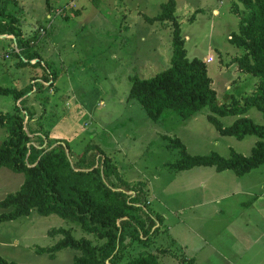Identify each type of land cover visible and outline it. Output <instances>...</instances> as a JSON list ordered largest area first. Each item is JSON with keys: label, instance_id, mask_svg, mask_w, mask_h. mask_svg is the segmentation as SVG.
Instances as JSON below:
<instances>
[{"label": "rangeland", "instance_id": "1", "mask_svg": "<svg viewBox=\"0 0 264 264\" xmlns=\"http://www.w3.org/2000/svg\"><path fill=\"white\" fill-rule=\"evenodd\" d=\"M168 1L78 0L80 12L63 19L74 1L56 6L45 18L46 0H17L26 33L38 20L49 31L40 33L43 61L36 67L18 66L13 54L15 37L0 35V87L27 89L40 75L36 87L43 83L46 88L38 93L35 87L26 97L31 108L36 105V118L44 115L41 121L51 137L67 143L74 156L97 146L125 181L146 184L147 210L160 216L162 224L168 215L169 229L161 226L151 246L135 244L129 250L133 256L145 249L157 253L160 264H264V163L244 175L217 172L213 167L178 170L176 164L185 156L174 142L178 139L185 146L187 157L217 154L229 159L234 153L250 157L258 137L240 140L222 135L209 120L213 114L209 107L188 120L167 111L154 121L138 101L129 98L134 78H153L171 65L174 23L151 22ZM174 1L187 57L204 60L211 55L214 59L206 64L218 103L244 104L259 84V78L243 74L233 63L244 54L231 42V36L240 31L234 9L239 6L243 12L244 5L238 0ZM58 7L64 15H55ZM44 72L53 73L55 82H44ZM20 102L12 94H0V113L11 112ZM240 117L264 125V115L256 107L243 115L218 119L230 127ZM7 135L0 127V146ZM23 182L24 174L0 169V216L12 211L4 204ZM222 196L227 198L218 201ZM172 210L184 216L187 225ZM62 229H70L75 238L94 240L77 224L33 211L0 222V259L13 264H73L78 251L63 249L54 257L49 252L62 239L60 234H51ZM210 229L217 231L215 238L207 236Z\"/></svg>", "mask_w": 264, "mask_h": 264}, {"label": "trees", "instance_id": "2", "mask_svg": "<svg viewBox=\"0 0 264 264\" xmlns=\"http://www.w3.org/2000/svg\"><path fill=\"white\" fill-rule=\"evenodd\" d=\"M52 1L46 0L48 9ZM238 1L245 11L241 12L239 6L234 9L240 19V31L231 36V42L243 49L244 54L233 63L241 72L259 78L256 91L244 104L220 105L207 64L201 59L187 57L185 40L174 17V0L163 4L162 14L151 20L174 23L171 65L153 78H134L129 98L138 101L154 121L160 120L167 111L188 120L209 107L213 113L209 120L222 135L240 140L248 135L258 137L250 157L234 153L229 159L217 154L187 157L185 146L175 139L176 147L182 148L185 156L176 164L178 170L213 167L217 172L232 170L244 175L264 163V125L240 117L232 126L224 127L218 119L246 114L252 107L264 115V0ZM17 6V0H0V35L15 37L17 47L13 54L19 59L18 66H39L43 61L40 33L47 28L38 20L26 33L23 29L26 20ZM48 28L50 32L54 30L52 26ZM37 59V63H32ZM45 74L44 82L51 79L55 82L53 73ZM39 76L36 75V82L27 89L16 91L0 87V94H12L16 102L21 100L20 106L15 104L11 112L0 113V127L8 133L0 146V169L7 167L24 174L22 186L9 195L4 204L12 211L1 215L0 222L29 216L35 211L41 216L57 215L77 224L85 233L93 235L94 240L75 238L70 229H62L51 234H60L62 239L49 251L52 257L67 248L78 251L73 264H160L157 253L144 249L133 256L132 250L129 251L135 244L151 246L162 226V218L147 210L146 184L125 181L116 164L97 146H88L84 153L74 156L67 143L51 137L46 123L41 121L44 115L36 118V105L31 108L30 99L26 97L38 85L37 80L42 78ZM40 85L41 88L36 87L38 93L46 88L43 83ZM26 118L28 121L24 124ZM0 264L13 263L0 259Z\"/></svg>", "mask_w": 264, "mask_h": 264}, {"label": "crops", "instance_id": "3", "mask_svg": "<svg viewBox=\"0 0 264 264\" xmlns=\"http://www.w3.org/2000/svg\"><path fill=\"white\" fill-rule=\"evenodd\" d=\"M67 1H74V3H75V5H76V8L75 9H73V10H68L67 12H66V16H64V17H62L63 19H67L68 18V16L69 15H71V14H75V13H79L80 12V10H81V7H80V5H79V2H78V0H53L52 2H51V8L50 9H48V7H47V4H46V6H45V18H47L48 17V13L51 11V9H54V7H56V6H60V5H62V4H64L65 2H67ZM214 13L215 14H217V13H219V11H217V10H215L214 11ZM58 19V18H57ZM56 22H57V20H56ZM7 37H11V36H7ZM6 37V38H7ZM6 40H8L9 41V39H6ZM10 44V43H9ZM209 57H212L211 55H209L207 58H205L203 61L205 62V63H207L206 62V60L209 58ZM214 60V59H213ZM239 70V69H238ZM240 71V70H239ZM241 72V71H240ZM243 73V72H242ZM244 74V73H243ZM212 82H213V80H212ZM230 89V86H228L227 87V90H229ZM241 193V192H240ZM251 196H253V195H251ZM262 197V196H261ZM227 198V196H222L221 198H218L217 200L218 201H222V200H225ZM199 205H201V206H203L204 205V203L203 204H199ZM197 208V205L196 206H192V207H185V208H182V209H180L179 211H184V210H189L190 208ZM172 213H175L177 216H178V220H179V222L181 223V224H186L185 223V220H184V216L182 217V216H179L178 215V212L176 211V210H172L171 211ZM168 215L165 217V220H166V223L163 221V224H162V227H165L166 226V228L167 229H169V225H168ZM187 225V224H186ZM189 227V229H191V227L190 226H188ZM192 230V229H191ZM212 232H210V234H207V236L208 237H210L211 236V238H215L218 234H215V233H217V231L215 230V229H210ZM229 264H231V262H229Z\"/></svg>", "mask_w": 264, "mask_h": 264}, {"label": "built area", "instance_id": "4", "mask_svg": "<svg viewBox=\"0 0 264 264\" xmlns=\"http://www.w3.org/2000/svg\"><path fill=\"white\" fill-rule=\"evenodd\" d=\"M71 6H72V5H71ZM62 13H63V9H57L55 15H61ZM206 61H207L208 63H210V62L213 61V58H212V57H209Z\"/></svg>", "mask_w": 264, "mask_h": 264}, {"label": "clouds", "instance_id": "5", "mask_svg": "<svg viewBox=\"0 0 264 264\" xmlns=\"http://www.w3.org/2000/svg\"><path fill=\"white\" fill-rule=\"evenodd\" d=\"M68 3H69V2H68ZM71 5H72V4H71ZM59 7H60V6H59ZM59 7H58V9H59ZM71 7H72V9H73V8H76V5H72ZM52 13H53V12H52ZM64 14H65V13L61 14V16L64 15ZM56 16H58V15H56ZM206 62H207V61H206ZM207 63H208V62H207Z\"/></svg>", "mask_w": 264, "mask_h": 264}, {"label": "water", "instance_id": "6", "mask_svg": "<svg viewBox=\"0 0 264 264\" xmlns=\"http://www.w3.org/2000/svg\"><path fill=\"white\" fill-rule=\"evenodd\" d=\"M16 47H17V44H16Z\"/></svg>", "mask_w": 264, "mask_h": 264}]
</instances>
